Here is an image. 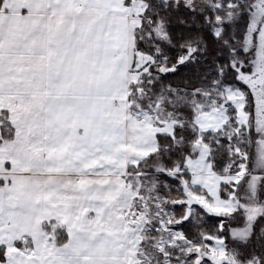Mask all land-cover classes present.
<instances>
[{"label":"snow or ice","instance_id":"snow-or-ice-1","mask_svg":"<svg viewBox=\"0 0 264 264\" xmlns=\"http://www.w3.org/2000/svg\"><path fill=\"white\" fill-rule=\"evenodd\" d=\"M0 264H264V0H0Z\"/></svg>","mask_w":264,"mask_h":264}]
</instances>
